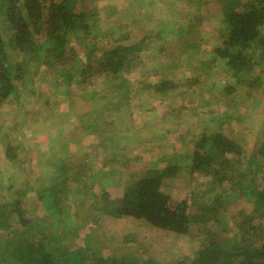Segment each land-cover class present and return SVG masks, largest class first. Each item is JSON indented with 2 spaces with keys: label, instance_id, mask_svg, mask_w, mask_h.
Here are the masks:
<instances>
[{
  "label": "rangeland",
  "instance_id": "1",
  "mask_svg": "<svg viewBox=\"0 0 264 264\" xmlns=\"http://www.w3.org/2000/svg\"><path fill=\"white\" fill-rule=\"evenodd\" d=\"M244 1L240 0L238 5L232 2V6L237 7ZM81 3V9L90 13L87 22L90 30L87 35L69 33L70 50L64 57H72L70 64L78 69L82 58L92 50L87 47L92 42L93 63L99 67L105 51L119 50L122 65L116 73L109 71L111 77H118L116 86L101 76L96 78L98 67L91 71L96 79L89 91L68 83L67 78L58 80L52 72H46L35 86L31 83L29 88L21 87L19 99L11 97L0 105V145L16 139L22 147V154L15 161L6 155L4 147L0 148V205L20 199L25 217L44 215L45 201L34 190L49 183L40 181L48 174L65 175V171L56 168L65 164L69 165L67 173L73 179L80 176L87 179L93 173L90 195H87L97 199L107 191L110 196L105 206H110L112 200H119L151 166L162 168L168 163V157L178 159L180 153H190L191 134L213 132L218 117L224 113L230 114L234 123L231 126L223 123L227 135L239 140L248 154L256 142L258 146L264 138V44L256 49L252 68L241 76L246 83L233 81L225 61L214 53L223 39L222 22L229 10V0H83ZM96 17L98 20H93ZM177 26L187 32L184 37L181 31H175ZM37 38L45 46L51 45L46 28L41 29ZM196 40L198 45L193 42ZM21 58L22 55L15 56L14 60ZM24 63L27 64L25 74H37L38 67ZM168 75L172 76L176 88L159 96L147 88L148 84L152 86ZM191 82L194 83L190 85ZM231 84L235 85L234 90L227 94L224 89ZM137 88L138 92L134 93L133 89ZM102 96L104 99L110 96L111 100H99ZM118 98L128 104L125 114L112 106L111 102ZM83 116L89 118L86 124L81 122ZM229 127L233 130L230 134ZM127 144L130 148L125 150ZM243 159L234 173L236 176L255 168L249 159ZM261 175L257 176L258 182L263 179ZM210 178L213 183L207 185L205 180ZM214 181L212 176L190 174L187 170L164 181V192L173 201L190 197L188 206L192 218L184 236L176 237L175 233L155 228L143 220L101 213L96 200L84 204L86 192L77 195L73 180L66 188L67 216L44 224L47 223L58 241L64 226L77 224L79 228L82 226V236L92 231L97 237L92 245L94 251L102 247V253L129 252L159 264H177V259L193 256L202 245L201 232H206L204 221L197 220L195 215L202 213L199 208L203 202L211 203L214 195L220 197L217 204L226 205L218 217L219 230L231 228L233 221L239 223L243 213L248 215L252 209V203L241 192L235 191L232 196L228 189L229 193H223L228 184L218 185ZM19 189H26L25 194H17ZM79 209L81 212L76 215ZM6 218L9 224L19 228V217L12 214ZM8 231L0 229L1 241L12 240ZM18 235L22 239L26 237L23 233ZM76 241L83 245L89 240Z\"/></svg>",
  "mask_w": 264,
  "mask_h": 264
},
{
  "label": "trees",
  "instance_id": "2",
  "mask_svg": "<svg viewBox=\"0 0 264 264\" xmlns=\"http://www.w3.org/2000/svg\"><path fill=\"white\" fill-rule=\"evenodd\" d=\"M82 1L0 0V105L11 97L19 99L20 88H29L31 83L34 85L38 78L45 77L46 72H52L58 80L67 78L68 83L80 85L87 90L95 84L98 76L116 86L118 77H111L112 72L109 71L116 73L118 67L122 65L119 50L105 51L99 59V67L97 64L94 66L93 63L95 51L92 42L89 43L90 45L87 44V47L90 46L92 50H88V54L82 58L78 69L71 66L72 57H64L66 51L70 50L68 48L69 33L78 32L80 36L87 35L90 30L87 24L90 13L81 9ZM229 2L231 3H229V10L226 11L222 22L225 28L222 32L223 39L214 49V53L225 61V65L231 72L229 75L231 79L236 83L244 84L246 82L241 76L246 74V70L252 68L256 49L264 44V0H246L237 7H233L232 2L238 5L240 0H229ZM166 16L169 17V15ZM93 20L96 21L98 18ZM42 28H46L48 40L51 41L50 46L47 44L45 46L44 41L37 38ZM174 29L181 31L182 37L187 34L178 26ZM255 41L257 44H254ZM193 42L195 45L199 43L198 40ZM184 46L187 47L188 44L184 43ZM109 53L111 54L107 57ZM21 55L23 60L22 58L14 60L15 56ZM24 62L33 63L35 67H38L37 74L31 75V72L25 74L27 64ZM95 68L97 69L96 78L93 79L91 71ZM250 83L251 86L254 85L252 84L254 82ZM148 85L147 88L158 96L166 94L169 89L176 88L171 75L152 86ZM229 86L224 89L227 94H230L235 87L234 84ZM133 92L137 93L138 88L133 89ZM117 96L121 97V95ZM98 99L103 100L104 97ZM120 99L111 103L120 114H125L128 104L120 102ZM104 100L110 101L111 97L105 96ZM226 114L215 120L217 126L213 132L191 134L193 145L190 153H180L181 158L178 159L177 156L168 157V163L162 168L156 169L155 165L151 166L133 187L126 189L119 200H112L107 207L105 205L109 201V192L101 193L97 199L89 196L91 190L89 182L94 179L93 173L88 175L87 179L82 176L73 179L71 174L67 173L69 165H57L56 168L65 171V175L62 176L60 172L48 174L40 181L49 183L34 190L45 201L44 215L25 217L20 207V199L6 203L4 201L0 205V227H3L0 229L7 231L10 229L9 231L12 232L8 231V233L12 235V240H17H0V264H159L149 258L130 255L129 252L122 255L102 253L101 249H104L102 247L94 251L92 245L97 242V237L92 231L82 236L80 231L82 226L79 228L77 224L68 223L64 226L59 242L53 238L47 223H44L55 218L62 220L67 216L68 212L64 211L65 206L68 205L66 193L68 189L66 188L73 180L77 195L86 192L84 204L96 200V205L100 204L97 209H101V213L116 218L131 217L137 221L143 220L155 228L175 233L176 237L184 236L189 231L192 218L188 206L190 197L186 196L179 201H173L170 194L164 192V181L176 177L183 170H187L190 174L199 173L203 177L212 176L218 185L228 184L223 186V193L225 191L229 193V190H231L229 194L235 191L241 192V195L252 203V209L248 215L243 213L239 223L233 221L231 228L219 230L218 217L226 205L221 202L217 204L220 197L214 195L211 203L203 202L199 208L202 213L195 215L197 220L204 221L203 227L206 232H201L202 245L195 250L193 256L177 259V264H264V138L257 147L256 142L252 152L248 154L239 140L227 135L222 128L224 122H228L230 126L234 124L231 122L230 114ZM33 115L36 114L33 113ZM81 120L86 124L89 118L83 116ZM95 121H98L97 117ZM229 129L230 134L233 130L232 127ZM186 134V132L183 133V138ZM126 146L125 150L130 148L129 144ZM3 147L12 161L17 160V156L22 154L21 141L16 139L11 142L5 141V144L3 141V146L0 145V148L3 149ZM244 157L255 164V168L236 176L234 173L240 167ZM259 174H263L261 182L257 181ZM205 181L207 185L213 183L211 178ZM18 191L17 194L24 195L26 189ZM92 204L95 205V203ZM79 212L81 209L77 210L76 215ZM239 213L241 215L242 211ZM12 214L19 217V228L8 223L6 216ZM92 221L94 223L93 219ZM234 225L238 227L235 230ZM19 233L26 234V237L22 239ZM77 239L89 241L78 245Z\"/></svg>",
  "mask_w": 264,
  "mask_h": 264
}]
</instances>
